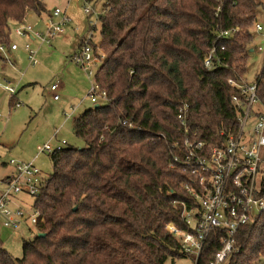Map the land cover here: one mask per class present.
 Masks as SVG:
<instances>
[{
  "label": "trees",
  "instance_id": "16d2710c",
  "mask_svg": "<svg viewBox=\"0 0 264 264\" xmlns=\"http://www.w3.org/2000/svg\"><path fill=\"white\" fill-rule=\"evenodd\" d=\"M262 5L105 0L98 13L100 39L92 46L104 53L94 82L106 100L73 119L82 147L65 143L48 154L52 172L32 203L36 231L45 235L23 239L19 258L0 243V264H174L189 258L166 225L190 230L181 210L182 204L196 205L190 191H199L197 176L180 162L169 163L182 157L185 138L214 146L234 131L236 90L227 80L247 79L252 26ZM47 10L42 0H0V46H10L11 25L28 12ZM235 27L228 36L216 34ZM213 44L214 67L206 69L203 58ZM259 76L260 93L264 66ZM184 105L187 131L177 119ZM221 234L211 231L201 264L213 258ZM235 242L226 264H258L264 211L237 229Z\"/></svg>",
  "mask_w": 264,
  "mask_h": 264
},
{
  "label": "built area",
  "instance_id": "2783aa9c",
  "mask_svg": "<svg viewBox=\"0 0 264 264\" xmlns=\"http://www.w3.org/2000/svg\"><path fill=\"white\" fill-rule=\"evenodd\" d=\"M74 1L83 4V11L86 14L94 13L87 0ZM70 22L71 18L65 10L55 7L46 18L43 30H37L31 24L24 22L15 25L13 32L18 37L26 39L24 47L31 65L37 63L35 58L37 49L31 45L30 37L37 39L39 44H49ZM88 26V31L80 37V43L71 56L72 62L82 68L87 77L91 76L90 67L99 64L104 58V53L92 46L95 22L91 18L88 19ZM237 29L238 27L229 30L220 29L216 34L218 37L228 36ZM262 30L261 24L255 20L252 26L253 35ZM8 48L15 50L17 44H10ZM216 48L213 44L203 58L206 69L214 67ZM5 49V46H0L1 52ZM262 50V46L255 45L250 52L259 55L257 53ZM263 66L264 54L260 69L251 80H227V83L236 90L231 97V103L237 112L234 131L225 133L224 140L214 146L185 138L182 157L174 155L169 163L172 167L175 162H180L197 176L199 191H190L187 188L195 197L196 205L182 204L181 210V216L190 230H181L172 222L166 225V229L179 240L182 250L192 259V264H201L199 258L203 245L214 229L223 232L219 236L220 247L215 251L213 258L205 264H226L225 260L232 253L236 243L237 229L243 225L254 224L264 211V91L259 93L258 90L259 75ZM5 88L10 93L14 91V88ZM50 88L55 90L56 84L51 85ZM58 97V94L53 95L54 99ZM88 97L92 104H96L99 99L106 100V93L92 81ZM16 106L20 105L16 103ZM186 114V105L178 109L177 119L184 131L188 129ZM65 143L61 141L60 146ZM52 150L47 144L39 147L38 153H49ZM10 164L14 166V173L4 179L5 186L0 193V230L16 229L19 223L26 220L36 225L39 220L38 213L33 208L28 212L19 205L10 208L9 203L13 194L19 191L36 196L44 178L42 170L31 162L19 163L12 159Z\"/></svg>",
  "mask_w": 264,
  "mask_h": 264
},
{
  "label": "rangeland",
  "instance_id": "374dc122",
  "mask_svg": "<svg viewBox=\"0 0 264 264\" xmlns=\"http://www.w3.org/2000/svg\"><path fill=\"white\" fill-rule=\"evenodd\" d=\"M258 10L256 22L260 23L263 30L254 33L251 47L262 46L259 55H249L247 80L254 77L261 66V58L264 54V0ZM47 6L58 5L66 8L73 26H65L71 40L63 41L55 37L51 45L33 43L37 49L36 65H30L22 49L17 66L3 62L5 67L0 68V193L5 186L4 179L14 173V166L10 160L19 163H33L42 170L43 175L49 176L52 172V161L48 152L38 153L39 147L49 144L51 149L60 146L61 141L67 145L79 148L83 141L78 139L72 130L73 118L84 110L92 107L88 97L90 82L94 81V74L98 64L90 67L91 76L87 77L85 71L70 60L73 44L76 36L84 35L88 29V19L95 22L93 30V43L98 44L100 39L99 22L96 19L101 12L105 0L88 1V5L94 10L91 15L83 11V4L74 0H44ZM101 51V50H100ZM102 52V51H101ZM4 61V60H2ZM7 62V63H6ZM56 77L61 78V85L57 93L60 99L54 100L49 91L51 83ZM5 87L14 88L16 94L11 97ZM18 101L21 106H14ZM103 101L99 100V104ZM71 113V114H70ZM67 117V118H66ZM34 196L24 191L13 194L10 208L19 205L22 209L31 212ZM36 227L29 220L18 224L16 229L2 228L0 230L1 246L15 258L22 255L21 244L23 239L34 236ZM166 264H172L169 260ZM174 264H192L191 258L176 259ZM258 264H264V257Z\"/></svg>",
  "mask_w": 264,
  "mask_h": 264
},
{
  "label": "crops",
  "instance_id": "0c3cea01",
  "mask_svg": "<svg viewBox=\"0 0 264 264\" xmlns=\"http://www.w3.org/2000/svg\"><path fill=\"white\" fill-rule=\"evenodd\" d=\"M43 2H44V0H42ZM45 3V2H44ZM78 3V2H77ZM45 5H46V3H45ZM46 7H47V13H43V14H41V15H36V14H34V13H32V12H28L27 13V15L25 16V18H24V20H23V22L24 23H27V24H31L35 29H37V30H43L44 29V23H45V20H46V18L48 17V15L50 14V12L53 10V8H55V7H59L58 5H53V6H47L46 5ZM59 8H61V7H59ZM61 9H64L65 10V12L67 13V15L69 16V13H68V11H66V8H61ZM70 17V16H69ZM15 24H13V25H11V33H10V39L12 40L11 41V44H17V48L15 49V50H11L10 48H6L5 49V51H3V52H1V55L2 56H4L3 58V60L4 61H2V60H0V68L1 69H3L6 65H5V63H3V62H5V61H7L8 60V63L10 62V63H12L13 64V66L15 67V66H17L18 65V63H19V59H20V52H19V50L20 49H22V51L24 52V54H25V57L28 59V57H27V51L25 50V47H24V45H25V42H26V39L25 38H21V37H18L14 32H13V29H14V26ZM68 26H70L69 28H71V29H73L72 28V26H73V20L71 19V22H70V24L69 25H67V27ZM67 27H65V30L61 33V34H59L58 36H56V37H58L60 40H63V41H68V40H71L70 38H71V36L69 35V34H66L67 33V31H66V28ZM74 27V26H73ZM81 37V36H80ZM80 37H79V35L78 36H76V38H75V40H74V42H76V43H74L73 44V46H74V49H73V51H72V53L69 55L70 56V60H71V56H72V54L76 51V49H77V47H78V45H79V39H80ZM52 41V40H51ZM32 42L33 43H38L39 41L37 40V39H35V38H31L30 37V43H31V45H32ZM39 44V43H38ZM42 44H45V43H41V44H39V45H42ZM47 45H51V42L49 43V44H47ZM72 61V60H71ZM29 62V61H28ZM7 63V62H6ZM37 63H38V61H37ZM36 63V64H37ZM30 64V63H29ZM35 64V65H36ZM31 65V64H30ZM53 84H56V88H55V90H51V85H53ZM51 85H50V87H49V92L50 93H52V97H53V95L54 94H58L57 93V91H58V88H59V86L61 85V78L60 77H56L55 78V81L53 82V83H51ZM5 90L6 91H8L6 88H5ZM14 90V89H13ZM9 92V91H8ZM15 94H16V92H15V90L13 91V93H10V96L11 97H13V96H15ZM58 96H59V94H58ZM54 99V98H53ZM60 99V97H58L57 99H54V100H59ZM14 104V106H16V103H18L19 105H20V103L18 102V101H14L13 102ZM21 106V105H20ZM16 107H19V106H16ZM71 114V113H70ZM67 118V117H66ZM74 119V118H73ZM72 122H73V120H72ZM13 174V173H12ZM11 174V175H12ZM8 176H10V175H8ZM7 176V177H8Z\"/></svg>",
  "mask_w": 264,
  "mask_h": 264
},
{
  "label": "water",
  "instance_id": "95a60500",
  "mask_svg": "<svg viewBox=\"0 0 264 264\" xmlns=\"http://www.w3.org/2000/svg\"><path fill=\"white\" fill-rule=\"evenodd\" d=\"M96 106H97V105H96ZM96 106H95V107H96ZM37 235H38L39 237H41V236H44L45 234H44V233L42 234L41 232H39V233H37Z\"/></svg>",
  "mask_w": 264,
  "mask_h": 264
}]
</instances>
